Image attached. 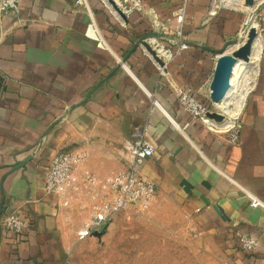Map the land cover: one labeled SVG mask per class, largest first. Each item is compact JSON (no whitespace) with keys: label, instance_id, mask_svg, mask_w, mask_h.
I'll list each match as a JSON object with an SVG mask.
<instances>
[{"label":"crops","instance_id":"0c3cea01","mask_svg":"<svg viewBox=\"0 0 264 264\" xmlns=\"http://www.w3.org/2000/svg\"><path fill=\"white\" fill-rule=\"evenodd\" d=\"M134 1L114 0L113 9L105 0H20L16 15L0 12V264H65L82 213L45 189L54 152L82 150L78 169L104 177L126 165L125 141L142 131L154 152L140 169L156 195H170L228 259L264 264V35L231 141L177 92L214 102L216 48L238 40L243 11L209 14L211 0H188L190 45L160 66L137 39L158 30L148 8L163 18L180 0ZM14 209L21 232L3 223ZM238 232L257 245L243 248Z\"/></svg>","mask_w":264,"mask_h":264},{"label":"built area","instance_id":"2783aa9c","mask_svg":"<svg viewBox=\"0 0 264 264\" xmlns=\"http://www.w3.org/2000/svg\"><path fill=\"white\" fill-rule=\"evenodd\" d=\"M86 4L85 0H76ZM110 6L111 2L105 0ZM135 3L138 0L134 1ZM188 0H180V3L170 10L166 16L159 17L153 11V24L157 20L160 35H149L145 39L153 46L157 54L162 58L163 64L181 48L190 44L185 39L183 22ZM255 7L252 10L255 21V30L261 40L264 35V0H253ZM245 0H211L208 13L213 14L220 7L243 10L246 15L249 12L247 6L252 4ZM113 5V4H112ZM112 7V6H111ZM125 10V4L121 5ZM20 9V0H0V12H8L16 15ZM245 15V16H246ZM162 18V19H161ZM247 24L242 22L237 39L243 31H248ZM153 37L154 39H150ZM164 39L171 40L172 44ZM143 46V45H142ZM147 51V49L143 46ZM148 52V51H147ZM149 53V52H148ZM150 54V53H149ZM151 56V54H150ZM152 57V56H151ZM153 58V57H152ZM154 59V58H153ZM157 62V61H156ZM162 64V65H163ZM161 66V64H159ZM178 99L183 106L194 116L205 122L209 110L207 105L195 96L189 88L178 90ZM231 141L238 140V124L236 121L226 129ZM125 148L129 154L126 167L116 170L104 177H99L86 169L79 170L78 166L84 157V151L78 149H61L54 152L47 164L44 186L47 192L57 196L58 204L73 206L77 201V211L82 213L81 223L76 229L79 238L92 234L93 230L100 229L108 219L121 207L136 203L146 205L151 202L156 189L154 179L144 174L140 164L154 152L153 139L145 134V131L136 133L133 138L125 141ZM70 217V214L68 215ZM3 223L9 229L21 232L25 225V218L17 211L10 210L6 213ZM238 240L243 248H254L257 239L243 232H238Z\"/></svg>","mask_w":264,"mask_h":264},{"label":"rangeland","instance_id":"374dc122","mask_svg":"<svg viewBox=\"0 0 264 264\" xmlns=\"http://www.w3.org/2000/svg\"><path fill=\"white\" fill-rule=\"evenodd\" d=\"M247 9V15L242 10L246 24L254 17L253 6ZM206 105L219 111L215 102ZM73 207L78 214L76 200ZM80 223L81 214L74 220V232L67 233L65 264H236L192 223L170 195H156V191L146 205L129 203L114 212L98 236L79 238L76 229Z\"/></svg>","mask_w":264,"mask_h":264},{"label":"water","instance_id":"95a60500","mask_svg":"<svg viewBox=\"0 0 264 264\" xmlns=\"http://www.w3.org/2000/svg\"><path fill=\"white\" fill-rule=\"evenodd\" d=\"M109 1L113 5H115V7H117L114 0H109ZM252 1L253 0H247L246 2L252 3ZM117 9L119 8L117 7ZM160 34L161 32L156 29L150 30L149 32H147V34L140 36L137 39V42L143 45L147 49V51L151 54V56L154 58V60L162 65L163 64L162 58L157 54L155 48L151 46V44L145 39V37L149 35L151 36V35H160ZM255 36H256L255 27L253 25H250L248 27L246 38L240 44H238L237 46H235L230 50L227 48V45L222 46L220 48H216V52L218 53V56L216 58L213 74L209 83V88H210L209 95L213 101H219L226 96L228 90L231 87L230 78L234 69V65L239 59H243V60L249 59L251 44ZM125 58L126 56L123 57V60H125ZM207 113L211 116L216 117L217 119H223L224 117L223 113L214 109L208 110ZM25 160L26 159L20 160L19 162H17L16 165L23 163ZM203 197L204 196L202 195V198ZM203 199L207 201V199L205 198ZM215 208L217 209V211H221V209L218 206H215ZM103 226L100 229L93 230L92 234L96 236L100 235Z\"/></svg>","mask_w":264,"mask_h":264},{"label":"bare ground","instance_id":"6f19581e","mask_svg":"<svg viewBox=\"0 0 264 264\" xmlns=\"http://www.w3.org/2000/svg\"><path fill=\"white\" fill-rule=\"evenodd\" d=\"M246 1L247 0H245V2ZM111 6L115 7V5L112 4ZM248 6H253L254 8L255 2H253ZM249 9H252V7H250ZM255 21L256 20L254 19V17L250 18L249 21L247 22V26L250 25L254 26L256 24ZM154 22L157 23V20L155 19ZM246 36H247L246 31H243L240 35L239 41H237L234 44H231L227 48L229 50L234 48L235 46L240 44L246 38ZM150 39L153 40L154 38L151 37ZM261 47H262V40L259 38L256 32V36L254 37L251 44L249 59L248 60L239 59L235 63L230 78L231 79L230 89L228 90L226 96L223 99L219 101H214L218 110L221 113H223L224 118L221 120L208 114L205 119L207 123L210 124L211 126L213 127L215 126V128L226 129L234 123L235 118L243 104L244 97L250 85V82L252 81L253 78L252 74L255 68V62L258 59V55Z\"/></svg>","mask_w":264,"mask_h":264}]
</instances>
